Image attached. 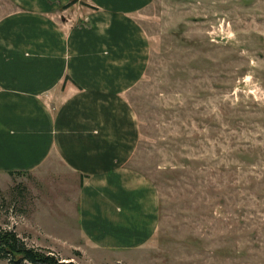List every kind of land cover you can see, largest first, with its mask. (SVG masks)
<instances>
[{
	"label": "rangeland",
	"instance_id": "1",
	"mask_svg": "<svg viewBox=\"0 0 264 264\" xmlns=\"http://www.w3.org/2000/svg\"><path fill=\"white\" fill-rule=\"evenodd\" d=\"M21 5L0 0V22ZM133 16L147 56L123 96L138 130L124 166L154 190V237L116 255L87 244L82 179L49 164L0 175V229L63 263L264 264V0H154Z\"/></svg>",
	"mask_w": 264,
	"mask_h": 264
},
{
	"label": "crops",
	"instance_id": "2",
	"mask_svg": "<svg viewBox=\"0 0 264 264\" xmlns=\"http://www.w3.org/2000/svg\"><path fill=\"white\" fill-rule=\"evenodd\" d=\"M13 1L30 13L0 22V175L58 166L82 179L77 236L112 255L146 247L158 204L124 166L138 130L123 96L147 56L133 15L154 0Z\"/></svg>",
	"mask_w": 264,
	"mask_h": 264
},
{
	"label": "trees",
	"instance_id": "3",
	"mask_svg": "<svg viewBox=\"0 0 264 264\" xmlns=\"http://www.w3.org/2000/svg\"><path fill=\"white\" fill-rule=\"evenodd\" d=\"M76 4L72 2L66 9ZM0 260L10 264H74L63 263L46 251L29 248L16 233L0 229Z\"/></svg>",
	"mask_w": 264,
	"mask_h": 264
}]
</instances>
